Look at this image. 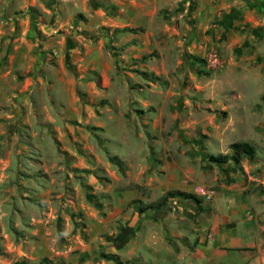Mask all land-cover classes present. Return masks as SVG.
<instances>
[{
    "label": "rangeland",
    "instance_id": "1",
    "mask_svg": "<svg viewBox=\"0 0 264 264\" xmlns=\"http://www.w3.org/2000/svg\"><path fill=\"white\" fill-rule=\"evenodd\" d=\"M39 1L28 57L0 52V264H122L136 217H210L199 185L264 249V0ZM235 142L255 158L210 161ZM169 192L199 202L138 210Z\"/></svg>",
    "mask_w": 264,
    "mask_h": 264
},
{
    "label": "crops",
    "instance_id": "2",
    "mask_svg": "<svg viewBox=\"0 0 264 264\" xmlns=\"http://www.w3.org/2000/svg\"><path fill=\"white\" fill-rule=\"evenodd\" d=\"M39 2L0 0V52L10 62H22L33 49L31 12ZM216 193L210 217L196 225L170 211L136 217V235L117 251L122 264H264L263 239L250 202L232 188Z\"/></svg>",
    "mask_w": 264,
    "mask_h": 264
},
{
    "label": "trees",
    "instance_id": "3",
    "mask_svg": "<svg viewBox=\"0 0 264 264\" xmlns=\"http://www.w3.org/2000/svg\"><path fill=\"white\" fill-rule=\"evenodd\" d=\"M194 8V7H193ZM194 62L197 64H205V60L200 58H194ZM229 152L225 155L210 156V161L217 165H223L228 163H234L239 165L245 159H254L256 156V148L249 142H235L232 143L229 147ZM175 198H182L184 200L198 201V198L191 194H186L183 192H169L164 196L161 201L157 204H151L146 207H138V210L141 213H146L147 211H159L162 208L167 207L169 201ZM118 259V258H117ZM119 264L121 262H118Z\"/></svg>",
    "mask_w": 264,
    "mask_h": 264
},
{
    "label": "built area",
    "instance_id": "4",
    "mask_svg": "<svg viewBox=\"0 0 264 264\" xmlns=\"http://www.w3.org/2000/svg\"><path fill=\"white\" fill-rule=\"evenodd\" d=\"M208 62L211 66L216 67L219 64V59L216 54H211L209 56ZM194 192L201 198H204L208 201L213 200L216 196V191L209 189L205 186L199 185L195 188Z\"/></svg>",
    "mask_w": 264,
    "mask_h": 264
}]
</instances>
